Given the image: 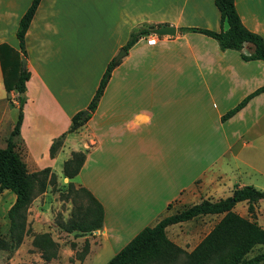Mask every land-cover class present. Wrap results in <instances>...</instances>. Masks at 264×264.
<instances>
[{
	"label": "crops",
	"instance_id": "0c3cea01",
	"mask_svg": "<svg viewBox=\"0 0 264 264\" xmlns=\"http://www.w3.org/2000/svg\"><path fill=\"white\" fill-rule=\"evenodd\" d=\"M30 1L0 0L3 51H18L15 31ZM233 4L243 26L263 36L264 0ZM161 25L174 27V34H154L155 43L147 44ZM182 27L217 31L214 0H39L24 34L29 77L19 139L37 170L48 166L55 174L61 173L57 157L60 163L71 151L84 152L78 172L64 179L100 203L93 248L106 245L112 256L141 228L188 201L225 198L243 185L264 192V92L220 120L264 84V61H245L239 51L219 50L213 38ZM136 29L146 33L118 59L86 121L67 132L107 62ZM15 95L4 89L0 65V129L9 110H17ZM62 133L50 157L49 145ZM263 201L252 203L253 215L246 201L232 210L264 228ZM206 215L218 220L222 214ZM183 222L168 224L165 234Z\"/></svg>",
	"mask_w": 264,
	"mask_h": 264
},
{
	"label": "trees",
	"instance_id": "16d2710c",
	"mask_svg": "<svg viewBox=\"0 0 264 264\" xmlns=\"http://www.w3.org/2000/svg\"><path fill=\"white\" fill-rule=\"evenodd\" d=\"M39 0H31L23 14L19 17L15 35L18 40V51L0 46V65L2 81L6 91L16 92L17 110L12 128L8 132L3 146H0V192L3 189L14 194V200L7 210L8 237L12 247H16L25 233L26 210L32 199L43 192L46 185L54 180L55 174L48 166L35 171H28L24 161L15 150V138L19 135L22 119V104L25 81L29 77L28 69L21 68L19 55L26 56L24 34ZM219 13V29L217 31L182 27L181 32H198L213 38L219 50L232 49L240 52L243 60L264 61V35L252 32L241 23L235 10L233 0H214ZM143 29L129 33L122 48L126 50L141 34ZM248 51H242L244 46ZM118 63L114 56L107 62L85 109L77 111L70 118L67 132L76 130L82 125L94 110L101 92L109 78L112 68ZM8 66V72L5 70ZM264 92V84L256 87L245 95L233 107L220 116L223 121L233 115L254 95ZM82 111H87L82 115ZM64 133L52 140L49 145V156L52 157L62 143ZM84 159L83 151H71L62 162L61 172L64 177L72 178L79 170ZM66 193L72 198L80 197L83 203L73 201V213L60 223L66 231L76 230L88 232L98 229L102 220L100 203L83 187L74 186L68 182ZM264 198V192L251 186L234 187L229 196L218 200L207 198L193 203L174 213L160 218L151 226L141 228L127 243H125L104 264H264V228L255 221L238 215L232 210L238 201L247 202V212L253 215L252 203ZM205 214H222L210 230L200 239L195 247L186 252L168 241L164 228L168 224L189 220ZM41 238V242L37 239ZM34 245H43V258L48 260V248L55 244L46 232L33 238ZM257 249L254 253L253 250Z\"/></svg>",
	"mask_w": 264,
	"mask_h": 264
},
{
	"label": "rangeland",
	"instance_id": "374dc122",
	"mask_svg": "<svg viewBox=\"0 0 264 264\" xmlns=\"http://www.w3.org/2000/svg\"><path fill=\"white\" fill-rule=\"evenodd\" d=\"M5 70L8 72L7 65H5ZM6 116L7 119L2 123L3 127L0 129V146L4 145L10 128L9 123L15 120L16 109L9 110ZM14 140L15 150L24 161L26 169L28 171L37 170L36 165L29 160L19 136ZM57 156H61V153ZM59 159L57 157L56 164L62 165V161L59 163ZM42 160H45V158ZM56 166L55 168H57ZM49 168L51 169V167ZM68 182L70 181L64 179L62 172L56 173L54 180L46 185L44 191L32 199L26 210L25 233L16 247L11 246L7 233V210L14 200V194L6 189L0 192V264H104L112 256L105 247L106 245H102L101 248L98 247L97 249L93 248L97 243L96 236L93 233L96 229L81 233L76 230L66 231L61 227L60 223L65 222L73 213V205H75L73 201L78 202L79 205L83 203L82 198H72L71 195L66 193ZM73 185L76 186L75 183ZM201 196L203 197L204 194H201ZM195 200H197V197ZM190 202L193 201L179 205L177 209H183ZM259 208L260 214L264 216V201L259 204ZM216 220L217 217L212 215H200L183 222L178 228L171 229L167 232L168 236L165 234V237L182 250L190 252L210 230L211 225ZM44 232L55 244L47 250L50 254H53L48 260L43 258V245L33 244V238ZM37 241L41 242V238H38ZM256 250L249 254L254 253Z\"/></svg>",
	"mask_w": 264,
	"mask_h": 264
},
{
	"label": "water",
	"instance_id": "95a60500",
	"mask_svg": "<svg viewBox=\"0 0 264 264\" xmlns=\"http://www.w3.org/2000/svg\"><path fill=\"white\" fill-rule=\"evenodd\" d=\"M151 32L153 34H156V35H173L174 32H175V29L174 27L172 26H169V25H161V26H158V27H155L151 30ZM125 54V50L123 48H120L118 50V52L116 53L115 55V59L118 60L119 58H121L123 55ZM20 58V66L21 68H25L26 66V59L23 55H20L19 56ZM23 93H20V96H22ZM87 111H82V115L86 114Z\"/></svg>",
	"mask_w": 264,
	"mask_h": 264
},
{
	"label": "built area",
	"instance_id": "2783aa9c",
	"mask_svg": "<svg viewBox=\"0 0 264 264\" xmlns=\"http://www.w3.org/2000/svg\"><path fill=\"white\" fill-rule=\"evenodd\" d=\"M155 40H156V37L154 34L148 35L146 37V43L147 44H153V43H155Z\"/></svg>",
	"mask_w": 264,
	"mask_h": 264
}]
</instances>
